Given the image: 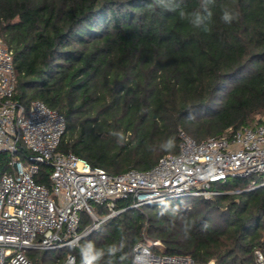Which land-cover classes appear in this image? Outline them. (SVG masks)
I'll list each match as a JSON object with an SVG mask.
<instances>
[{
  "label": "trees",
  "instance_id": "obj_1",
  "mask_svg": "<svg viewBox=\"0 0 264 264\" xmlns=\"http://www.w3.org/2000/svg\"><path fill=\"white\" fill-rule=\"evenodd\" d=\"M200 3L182 0V7L191 12ZM211 8L205 32L154 0H0V38L13 50L15 97L59 110L66 129L58 151L108 173L147 169L177 153L179 130L200 141L261 122L264 0H215ZM225 8L238 14L231 24L220 19ZM170 138L173 147L164 148ZM8 158L0 152V171ZM48 168L36 181L49 184ZM232 180L220 188L248 183ZM118 205L127 208L80 241L121 249L99 264H130L134 243L144 237L159 239L160 253L198 263L260 264L258 250L264 264V185L211 199Z\"/></svg>",
  "mask_w": 264,
  "mask_h": 264
},
{
  "label": "built area",
  "instance_id": "obj_2",
  "mask_svg": "<svg viewBox=\"0 0 264 264\" xmlns=\"http://www.w3.org/2000/svg\"><path fill=\"white\" fill-rule=\"evenodd\" d=\"M13 50L0 38V152L11 155L0 171V264H45L34 251L60 250L85 237L97 224L130 208L178 197L214 196L264 185V118L235 131L197 141L178 131L179 149L147 169L108 173L71 151H58L65 132L64 115L40 100L27 106L15 97ZM49 167V184L36 181ZM230 178L248 179L244 189L220 188ZM220 185V186H218ZM83 214L88 221L82 226ZM159 239L142 238L152 264L198 263L186 254L160 253ZM68 252L50 264H67ZM262 264V254L256 251Z\"/></svg>",
  "mask_w": 264,
  "mask_h": 264
},
{
  "label": "clouds",
  "instance_id": "obj_3",
  "mask_svg": "<svg viewBox=\"0 0 264 264\" xmlns=\"http://www.w3.org/2000/svg\"><path fill=\"white\" fill-rule=\"evenodd\" d=\"M215 3V0H201L200 7L194 11L188 12L182 7V0H154V6L163 9L168 12H176L182 20H187L188 23L194 29H200L205 32L210 30V24L213 19V12L211 6ZM153 5H149L152 7ZM238 18V14L233 13L230 9L225 8L222 10L220 19L225 24H231L233 20ZM123 139L122 133H114ZM174 140L169 139L164 145V148L173 147ZM101 226L97 224L95 229H99ZM84 239L78 237L76 240L69 243L68 247L78 248L79 250V264H99L104 260L105 256L115 257L118 251H121L116 243H110L103 247H97L92 241H86L80 243ZM121 260L127 259V255L120 257ZM67 264H76L75 257L68 260ZM130 264H152L151 254L147 248L136 249L131 257Z\"/></svg>",
  "mask_w": 264,
  "mask_h": 264
},
{
  "label": "rangeland",
  "instance_id": "obj_4",
  "mask_svg": "<svg viewBox=\"0 0 264 264\" xmlns=\"http://www.w3.org/2000/svg\"><path fill=\"white\" fill-rule=\"evenodd\" d=\"M9 157H11V155L9 154ZM233 178H230L228 181H233L232 180ZM220 186V185H218ZM194 197H186V200L187 201H191ZM86 217L85 214H83V219ZM101 225V224H99ZM99 230V229H98ZM97 229H94L93 231H91L88 235H86L85 237H88L89 235L93 234L94 232L98 231ZM144 238H147L149 240H153V239H150L148 237H144ZM158 249L159 250H162V244L160 246H158ZM68 252H72V253H75L77 256H79V250L78 248H72L70 249L69 247L68 248H65V249H60V250H50V251H44V250H39V251H34V252H31L41 258H43V262L45 264H50L51 262H53L54 260L58 259L59 258H63L65 256L66 253Z\"/></svg>",
  "mask_w": 264,
  "mask_h": 264
}]
</instances>
